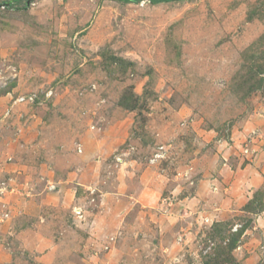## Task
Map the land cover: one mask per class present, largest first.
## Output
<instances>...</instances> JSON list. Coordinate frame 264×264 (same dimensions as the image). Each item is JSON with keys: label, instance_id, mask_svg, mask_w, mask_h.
Returning a JSON list of instances; mask_svg holds the SVG:
<instances>
[{"label": "rangeland", "instance_id": "374dc122", "mask_svg": "<svg viewBox=\"0 0 264 264\" xmlns=\"http://www.w3.org/2000/svg\"><path fill=\"white\" fill-rule=\"evenodd\" d=\"M231 244L264 264V0H0L6 264Z\"/></svg>", "mask_w": 264, "mask_h": 264}, {"label": "trees", "instance_id": "16d2710c", "mask_svg": "<svg viewBox=\"0 0 264 264\" xmlns=\"http://www.w3.org/2000/svg\"><path fill=\"white\" fill-rule=\"evenodd\" d=\"M161 1H164V0H150V3H155V2H161ZM232 238V241L233 240H235L236 241V238L234 237L233 238V236H231ZM234 242V241H233ZM233 244V243H232ZM231 244V246L229 245V247L227 248V250H228V254L227 253H225L226 251H225V249L224 250H222V249H218L217 251H216V253L214 254V256L213 257H211L212 259V262H213V264H232V258H231V256H230V252H231V249L233 248V246L234 245H232ZM228 255V256H227Z\"/></svg>", "mask_w": 264, "mask_h": 264}, {"label": "built area", "instance_id": "2783aa9c", "mask_svg": "<svg viewBox=\"0 0 264 264\" xmlns=\"http://www.w3.org/2000/svg\"><path fill=\"white\" fill-rule=\"evenodd\" d=\"M50 95H51V92L46 93L45 98H49ZM37 100H38V97L36 95H24V96H19V97L15 98L14 103L28 102L29 104H34V103L40 101V100L39 101H37ZM53 188H54L53 185H49V187H48L49 190H52ZM236 228L237 227L234 226L233 230H235Z\"/></svg>", "mask_w": 264, "mask_h": 264}, {"label": "crops", "instance_id": "0c3cea01", "mask_svg": "<svg viewBox=\"0 0 264 264\" xmlns=\"http://www.w3.org/2000/svg\"><path fill=\"white\" fill-rule=\"evenodd\" d=\"M39 239L38 240H40V241H42L41 239H40V237H38ZM37 244H40V242H38ZM5 259H6V256H3ZM3 257H0V264H6L8 261L7 260H5V259H2ZM1 260H4V262H2Z\"/></svg>", "mask_w": 264, "mask_h": 264}]
</instances>
